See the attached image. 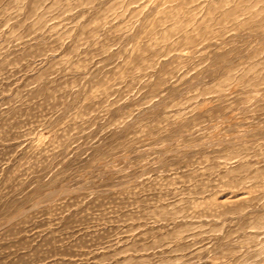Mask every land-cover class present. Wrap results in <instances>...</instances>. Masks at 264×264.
<instances>
[{
    "label": "rangeland",
    "instance_id": "rangeland-1",
    "mask_svg": "<svg viewBox=\"0 0 264 264\" xmlns=\"http://www.w3.org/2000/svg\"><path fill=\"white\" fill-rule=\"evenodd\" d=\"M0 264H264V0H0Z\"/></svg>",
    "mask_w": 264,
    "mask_h": 264
}]
</instances>
